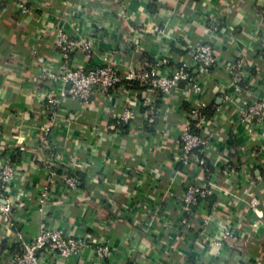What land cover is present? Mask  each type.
<instances>
[{
  "label": "crops",
  "instance_id": "1",
  "mask_svg": "<svg viewBox=\"0 0 264 264\" xmlns=\"http://www.w3.org/2000/svg\"><path fill=\"white\" fill-rule=\"evenodd\" d=\"M29 7L24 15L11 0H0V160L9 156L24 178L9 192L12 217L27 238L44 224L87 242L64 263L43 254L41 264H264V156L258 152L264 128L248 133L235 104L223 100L230 81L223 65L202 83L200 100L206 112L215 111L217 129L203 173L185 170L173 178L182 123L197 105L182 88L159 104L165 137L141 121L108 128L127 105L143 109L135 83L96 92L89 106L66 99L52 114L43 109L46 94L61 83L63 59L53 44L59 28L93 41L91 60L75 52L73 67L92 69L106 59L121 75L163 56L172 64L186 46L208 42L224 64L243 60L240 88L264 97V59L254 53L257 36H264V0H29ZM81 9L82 21L71 20ZM51 166L80 173L83 181L68 192L51 179L40 211ZM183 175L195 183L211 178L214 188L188 226L179 206ZM225 230L231 237L215 246ZM8 233L0 214V264H14ZM96 244H106L110 256L96 260Z\"/></svg>",
  "mask_w": 264,
  "mask_h": 264
},
{
  "label": "built area",
  "instance_id": "2",
  "mask_svg": "<svg viewBox=\"0 0 264 264\" xmlns=\"http://www.w3.org/2000/svg\"><path fill=\"white\" fill-rule=\"evenodd\" d=\"M15 3L22 14L30 13L29 0H11ZM83 9L73 12L71 20L82 21ZM158 34H162L160 29ZM253 37V36H251ZM254 53L258 58L264 59V36H257ZM54 48L61 54L63 62L60 66V86L50 90L44 101V111L52 114L63 100H76L82 106H89L91 98L96 92L107 94L110 91L125 90V86L135 83L138 86L143 109L137 113L128 105L124 107L117 120L108 126L116 130L122 126H130L134 122L141 121L140 127L145 124L151 130L159 132L165 137V131L159 128L161 111L159 104L168 100L178 88L186 90L197 98V105L191 108L182 123L179 137V153L176 158V167L173 168V178H182L183 171L197 170L207 171L208 161L206 153L210 151L212 139L215 135L216 124L215 111L210 115L207 106L200 97L203 94L202 83L212 74L213 69L223 65L230 81L222 98L226 103L235 104L238 119L248 133H253L256 128H264V97L250 91L246 94L240 88V72L243 60L236 59L229 64H224L208 42H196L186 46V57L181 56L179 61L170 63L168 57L163 56L154 63L144 68H129L124 75L120 74L115 62L104 59L103 64L92 69L73 67L70 64V56L75 52H82L89 62L93 55V41L91 37L79 39L70 38L61 28L54 36ZM247 54L252 50L245 51ZM212 111V110H211ZM141 119V120H140ZM258 152L264 156V142L259 145ZM49 167L48 180L41 186L38 197L39 210L49 199L51 179H57L68 192H74L78 187V178L69 171L58 173ZM156 171V170H154ZM211 178L214 174L210 175ZM184 188L179 202L182 213L181 223L188 226L189 219L194 216V208L213 194V182L211 178H205L200 183L188 180L184 176ZM23 175L15 162L4 156L0 160V214L7 220L8 240L11 245L10 256L14 264H41L40 256L50 254L57 257L60 262H66L72 256H78L81 249L86 245V240L79 236H66L62 231L51 229L41 225L39 233L27 238L21 231L20 225L13 219L15 207L9 197L11 187L16 181H23ZM251 207L256 208V203ZM231 237L229 230H225L221 239L214 243L220 247L225 240ZM14 246V247H13ZM96 260H105L111 254L106 244H96L93 248Z\"/></svg>",
  "mask_w": 264,
  "mask_h": 264
},
{
  "label": "trees",
  "instance_id": "3",
  "mask_svg": "<svg viewBox=\"0 0 264 264\" xmlns=\"http://www.w3.org/2000/svg\"><path fill=\"white\" fill-rule=\"evenodd\" d=\"M210 111V112H209ZM208 112V114L210 115L211 113H212V111L211 110H209ZM124 128V127H123ZM74 176H76L77 178H78V183H80L81 181H83V178H82V176L80 175V173H74ZM14 247V246H13Z\"/></svg>",
  "mask_w": 264,
  "mask_h": 264
}]
</instances>
